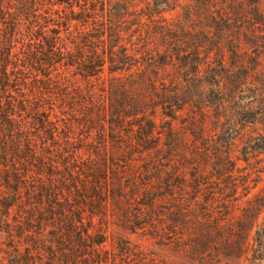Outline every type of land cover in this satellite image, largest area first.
<instances>
[{"label":"trees","instance_id":"trees-1","mask_svg":"<svg viewBox=\"0 0 264 264\" xmlns=\"http://www.w3.org/2000/svg\"><path fill=\"white\" fill-rule=\"evenodd\" d=\"M260 154L264 0H0V264L258 259Z\"/></svg>","mask_w":264,"mask_h":264},{"label":"rangeland","instance_id":"rangeland-1","mask_svg":"<svg viewBox=\"0 0 264 264\" xmlns=\"http://www.w3.org/2000/svg\"><path fill=\"white\" fill-rule=\"evenodd\" d=\"M263 158L264 154H260L257 159ZM253 162V160H252ZM241 166H245L243 162H240ZM253 166V164L251 165ZM264 166V162L259 164L257 167ZM253 181L249 182V194L248 197H252L254 194L260 192L262 188H264V172H254L251 177ZM255 186V187H254ZM109 238L106 243V247H110L112 243V239L117 236H121L124 239L130 240L132 244H136L140 249H142L148 256V258H152V262L154 264H181L185 263L183 259L179 256H176L173 252L168 249H163L162 247L156 245L153 239L148 238L147 236L136 234H129L127 232L119 231L117 228L110 227L109 228ZM125 264V263H123ZM191 264V263H188ZM219 264H264V256L253 259L251 257V252L248 253L247 256H243L240 259H231L225 258L220 261Z\"/></svg>","mask_w":264,"mask_h":264}]
</instances>
